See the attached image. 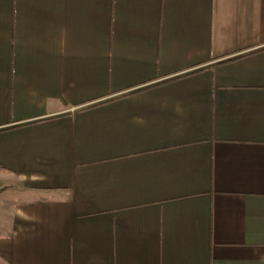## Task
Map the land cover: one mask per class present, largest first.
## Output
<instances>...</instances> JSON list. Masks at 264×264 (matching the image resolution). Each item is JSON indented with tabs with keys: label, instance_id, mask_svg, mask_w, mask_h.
Wrapping results in <instances>:
<instances>
[{
	"label": "crops",
	"instance_id": "1",
	"mask_svg": "<svg viewBox=\"0 0 264 264\" xmlns=\"http://www.w3.org/2000/svg\"><path fill=\"white\" fill-rule=\"evenodd\" d=\"M0 264H264V0H0Z\"/></svg>",
	"mask_w": 264,
	"mask_h": 264
}]
</instances>
